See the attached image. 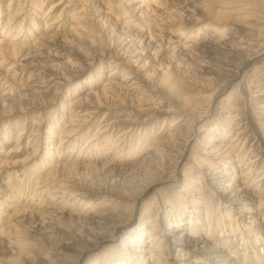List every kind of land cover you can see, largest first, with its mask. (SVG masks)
Here are the masks:
<instances>
[{
    "label": "rangeland",
    "instance_id": "374dc122",
    "mask_svg": "<svg viewBox=\"0 0 264 264\" xmlns=\"http://www.w3.org/2000/svg\"><path fill=\"white\" fill-rule=\"evenodd\" d=\"M141 1L0 0L11 25L0 53V264H74L83 251L85 264H133L130 235L147 250L150 233L159 242L188 218L194 234L165 264H264V23L229 8L242 0ZM219 13L235 37L221 47L209 43ZM187 39L198 44L185 50ZM128 73L141 90L122 82ZM200 117L220 147L212 170L196 142ZM175 130L184 140L161 155L157 141Z\"/></svg>",
    "mask_w": 264,
    "mask_h": 264
},
{
    "label": "bare ground",
    "instance_id": "6f19581e",
    "mask_svg": "<svg viewBox=\"0 0 264 264\" xmlns=\"http://www.w3.org/2000/svg\"><path fill=\"white\" fill-rule=\"evenodd\" d=\"M90 1V0H89ZM96 1H98V2H100L101 4H105V3H107V1L108 0H96ZM163 1V0H162ZM176 1V0H175ZM248 1V0H247ZM246 0H242V1H240V2H237V3H235L234 4V2H233V5H231V7H229V6H224V7H229V8H231V10L234 12H237V13H239V14H241V16H244L245 18H250L251 20L253 19L254 20V22H256V23H264V0H253L252 2H247ZM141 2H144L143 0L141 1ZM177 3H178V1H176ZM168 3H169V1H168ZM181 4V3H180ZM185 4V3H184ZM163 5V4H162ZM203 5H205V4H203ZM164 6H165V4H164ZM181 6V5H180ZM221 6V5H220ZM223 6V5H222ZM142 7H144V6H139L138 8H137V12H138V14H137V17H141V15H142V10H140ZM166 7V6H165ZM164 7V8H165ZM184 7V6H183ZM206 7V6H205ZM145 8V7H144ZM171 8V7H170ZM179 8V7H178ZM204 10L205 9H207V8H203ZM191 10H192V7H191ZM195 10V9H194ZM193 11V10H192ZM197 11V10H196ZM173 12H174V10H173ZM188 12H190V11H188ZM207 12V11H206ZM211 12V11H210ZM191 13V12H190ZM229 13V12H228ZM227 13V14H228ZM198 14V13H197ZM235 14V13H234ZM145 14H144V12H143V16H144ZM181 15V14H180ZM193 15V14H192ZM207 15V14H206ZM226 15V14H225ZM211 16H213V15H210V17ZM214 16H215V18H213V19H211L209 22H210V24H212L213 26H212V28H211V30H212V32L214 33L212 36L214 37V38H210V44H213L214 46H226V45H229L231 42H232V40L235 38L234 36H233V34H232V32H230V31H228V32H226L227 30H226V26H227V23L225 24V22L226 21H224L225 20V17H224V14H222V13H219V14H214ZM76 18V17H75ZM187 18H188V16H187ZM197 18H198V16H197ZM188 19V20H192L191 22H190V29L189 30H191V29H193L194 27H197L198 26V19ZM7 19H8V17H7ZM141 19V18H140ZM58 20H60V19H58ZM70 20L72 21V19H71V17H70ZM77 20H78V18H77ZM76 20V21H77ZM185 20V19H184ZM194 21V22H193ZM201 22V21H200ZM52 23H53V21H52ZM57 23V22H56ZM77 23V22H76ZM170 23V22H169ZM54 24V23H53ZM172 24V23H171ZM187 24H189V23H187ZM55 25H57V24H55ZM11 26V25H10ZM10 26H8V22L6 21V22H2L1 21V18H0V36H1V38H0V53H3V51H6L7 50V48L10 46V44H11V42L9 43V44H7V43H5V40H4V36H5V33H6V31L7 30H9L10 31ZM51 26H52V24H51ZM54 26V25H53ZM74 26V25H73ZM261 26V25H260ZM45 27V26H44ZM77 27V26H76ZM75 27V28H76ZM80 27V26H79ZM154 27V26H153ZM245 27V26H244ZM262 27V26H261ZM70 28H72V27H70ZM75 28H73V29H75ZM238 28V27H237ZM242 28V27H241ZM46 29V28H45ZM145 29H148V28H146L145 27ZM240 29V28H239ZM53 30V29H52ZM72 30V29H71ZM76 30H78V29H76ZM230 30H232V29H230ZM264 30V29H263ZM73 31V30H72ZM82 31V30H81ZM85 31V30H84ZM188 31V30H187ZM146 32V31H145ZM223 32V33H222ZM238 32V31H237ZM249 32V31H248ZM71 33V32H70ZM136 33H141V32H136ZM244 33H245V31H244ZM69 34V33H68ZM83 34H84V32H83ZM142 34V33H141ZM246 34H247V31H246ZM253 34V33H252ZM67 35V34H66ZM73 35V34H72ZM74 35H75V33H74ZM245 35V34H244ZM256 36H257V34H255ZM77 36V35H76ZM75 36V37H76ZM239 36V35H238ZM62 37H64V36H62ZM144 37V36H143ZM182 37H184L183 35H182V33H181V35H180V37H179V39L180 38H182ZM264 37V36H263ZM41 38V37H40ZM49 38H50V36H49ZM186 38V37H185ZM260 38V37H259ZM44 39V38H43ZM62 39V38H61ZM60 39V40H61ZM71 39V38H70ZM250 39V38H249ZM47 40V39H46ZM51 40H53V39H51ZM50 40V41H51ZM77 40V39H76ZM253 40H254V38H253ZM258 40V39H257ZM65 41V40H64ZM78 41V40H77ZM229 41H231V42H229ZM235 41V40H234ZM238 41V40H237ZM240 41H242V40H240ZM239 41V42H240ZM247 41H248V39H247ZM44 42V41H43ZM68 42V41H67ZM180 42V41H179ZM229 42V43H228ZM12 43H14V42H12ZM47 43V42H46ZM147 43V42H146ZM233 43V42H232ZM235 43V42H234ZM237 43V42H236ZM241 43V42H240ZM243 43V42H242ZM84 44V43H83ZM184 44L185 45H183V48L185 49V50H188V49H193L197 44H198V42H197V40L196 41H192L191 39H187L186 40V42H184ZM248 44V43H247ZM259 44V43H258ZM59 45H61V44H59ZM65 45V44H64ZM238 45V44H237ZM236 45V46H237ZM251 44H249V46H250ZM256 45V44H255ZM255 45H253L254 47H255ZM62 46V45H61ZM252 46V45H251ZM259 46V45H258ZM65 47V46H64ZM201 47V46H200ZM213 47V46H212ZM235 47V46H234ZM182 48V49H183ZM202 48V47H201ZM233 48V47H232ZM257 48V47H256ZM54 49V48H53ZM197 49V48H196ZM215 49H217V47L215 48ZM219 49H222V48H219ZM225 49V48H224ZM223 49V50H224ZM56 50V49H55ZM242 50V49H241ZM248 50V49H247ZM17 51V50H16ZM59 51V50H58ZM194 51V50H193ZM197 51V50H196ZM249 51V50H248ZM11 52V51H10ZM20 52V51H19ZM22 52H24V51H22ZM245 52V51H244ZM258 52V51H257ZM26 53V52H25ZM33 53H34V51H33ZM230 53V52H229ZM7 54V53H6ZM16 54V53H15ZM27 54H28V52H27ZM26 54V55H27ZM30 54V53H29ZM58 54H60V53H58ZM234 54V53H233ZM238 54H240V53H238ZM237 54V55H238ZM245 54V53H244ZM251 54V53H250ZM257 54V53H256ZM25 55V56H26ZM248 55V54H247ZM247 55H245V57L247 56ZM201 56V55H200ZM250 56V55H249ZM263 57V56H262ZM1 58V57H0ZM22 58V57H21ZM197 58V57H196ZM250 58V57H249ZM257 58H258V56H257ZM23 59V58H22ZM247 59H248V56H247ZM247 59H245V61L247 60ZM5 60V59H4ZM253 60V59H252ZM248 61V60H247ZM264 61V60H263ZM250 62V61H249ZM208 63V62H207ZM263 63V62H262ZM210 64V63H209ZM249 64V63H248ZM245 70V69H244ZM243 72H245V71H243ZM236 73H238V72H236ZM166 74V73H165ZM242 74V73H241ZM164 75V74H163ZM238 76V75H237ZM236 76V77H237ZM244 76V75H243ZM136 76L134 75L133 76V74L132 73H128L126 76H124V79H123V81L122 82H131L130 83V86H133L132 87V90H134V91H136V90H141V89H138L139 87L141 88L142 86H141V84H139V83H136L137 81H136V78H135ZM166 76H164L163 77V80L162 81H166L167 80V78H165ZM235 77V76H234ZM138 78V77H137ZM164 78H165V80H164ZM239 81V80H238ZM237 81V82H238ZM139 82V81H138ZM141 83V82H140ZM170 83V82H169ZM239 83V82H238ZM126 85V84H125ZM106 86V85H105ZM104 87V86H103ZM117 89H119V90H123L124 91V89H126V86H118V88ZM175 89V88H174ZM173 89V90H174ZM105 90V89H104ZM103 90V91H104ZM131 90V89H130ZM107 91V90H106ZM260 92V91H259ZM263 92V91H262ZM101 93H102V91H101ZM128 93V92H127ZM264 93V92H263ZM126 94V93H125ZM258 94V93H257ZM88 95V93L85 95V96H83L82 98H85L86 96ZM101 95V94H100ZM260 95H261V93H260ZM212 96V95H211ZM232 97H233V93H230L228 96H226V97H223L220 101H219V103H221L222 105L223 104H225V103H229V101L232 99ZM81 98V99H82ZM208 99V98H207ZM83 100V99H82ZM105 100V99H104ZM186 101V100H185ZM206 101V100H205ZM204 101V102H205ZM77 102V101H76ZM75 102V103H76ZM188 102V101H187ZM99 103V102H98ZM186 103V102H185ZM190 103V102H189ZM74 104V103H73ZM96 104H97V102H96ZM188 104V103H187ZM198 104L199 103H197V102H195V103H193V102H191V104H190V106H189V109H193V111H195L196 110V106H198ZM200 104H201V102H200ZM199 104V105H200ZM220 104V105H221ZM68 105V104H67ZM72 104H70V106H71ZM90 106H92V104H89ZM207 105V104H206ZM229 105V104H228ZM69 106V105H68ZM95 106V105H94ZM93 107V106H92ZM97 107L100 109L102 106L100 105V104H97ZM258 107V106H257ZM103 108V107H102ZM200 108V107H199ZM261 108V107H260ZM262 108H263V106H262ZM208 109V108H207ZM167 111V110H166ZM156 112V111H155ZM161 112V111H160ZM91 113V112H90ZM94 115V114H93ZM84 116V115H83ZM105 116V115H104ZM153 116V115H152ZM159 116H161V114L159 115ZM166 116V115H165ZM103 118V117H102ZM85 119V118H84ZM91 119V118H90ZM148 120V119H147ZM178 120V119H177ZM203 119H202V117H200V118H198V122L199 123H202L200 126H198L197 127V129H196V131H194L195 133H197L198 135H197V138L196 137H194V138H196V142L200 145V146H202L204 149H203V153H202V156L204 157V159H203V163H205V166H207L208 168H212V164H211V161L214 159V158H216V157H219V152H220V147H215V142H217V140L215 139V136H212V131L211 130H209V129H206L207 128V124H208V122L209 121H207V120H204L205 122H203L202 121ZM215 120V119H214ZM88 121V120H87ZM83 122H84V120H83ZM145 122V121H144ZM88 123V122H87ZM116 123V122H115ZM82 124V123H81ZM109 124V123H108ZM146 124V123H145ZM175 124V123H174ZM176 124H177V122H176ZM175 124V125H176ZM189 124V123H188ZM195 124V123H194ZM197 124V123H196ZM114 125V124H113ZM173 125V124H172ZM187 125V124H186ZM192 125V124H191ZM262 125V124H261ZM184 126V125H183ZM185 127V126H184ZM113 128V127H112ZM183 128V127H182ZM185 128H187V126L185 127ZM192 128H193V126H192ZM104 129V128H103ZM108 130V129H107ZM76 131V129L73 131V132H75ZM103 131V130H102ZM105 131V130H104ZM188 131V130H187ZM172 132V131H171ZM189 132V131H188ZM107 133V132H106ZM215 133V132H214ZM239 133H241V132H239ZM66 134V133H65ZM71 134V133H70ZM242 134V133H241ZM183 135H184V133H183ZM238 135V134H237ZM68 136V135H67ZM173 137H175V139L176 138H179L180 140H184V139H182V136H181V133H180V131L179 130H175V131H173V133L172 134H170L169 136H168V138H165V139H162V140H160V141H157L158 142V144H159V146L161 147V148H164V150H163V153L162 152H160L161 153V155L163 154L164 156H168L169 154H170V152L172 153V152H174L175 151V149H174V145L173 146H171L172 144H171V142H173L174 141V138ZM65 138V137H64ZM164 138V137H163ZM63 139V138H62ZM172 139H173V141H172ZM191 139V138H190ZM158 140V139H157ZM233 140H235V139H233ZM62 141V140H61ZM188 141V140H187ZM157 142H155V143H157ZM175 142V141H174ZM185 142V141H184ZM176 143V142H175ZM174 143V144H175ZM179 144H181L182 145V143H180V142H178ZM60 144V143H59ZM177 145V144H176ZM175 145V146H176ZM194 145H196V143L194 144ZM223 145V144H222ZM231 145V144H230ZM50 146V145H49ZM188 145H187V143H185V145H184V147H187ZM225 146V145H224ZM223 146V147H224ZM158 147V146H157ZM181 147H183V146H181ZM180 147V148H181ZM192 147V146H191ZM199 147V146H198ZM222 147V148H223ZM238 146H237V144H234V145H232L231 147H229V151L230 152H227V150H226V152L228 153V155L229 154H231L232 155V153H233V151H235L236 150V148H237ZM48 148V147H47ZM156 148V147H155ZM161 148L159 149L160 151H161ZM177 148H179V147H177ZM176 148V149H177ZM227 148V147H226ZM150 149V148H149ZM152 149V148H151ZM150 149V150H151ZM154 149V148H153ZM152 149V150H153ZM156 149H158V148H156ZM188 149V148H187ZM186 149V150H187ZM201 149V148H200ZM51 150H52V148H51ZM183 150H185V149H183ZM191 150V149H190ZM194 150L196 151V149H195V147H194ZM195 151H193V153L192 154H194L195 153ZM153 156L152 157H154V156H158L157 154H156V152L153 150ZM180 152V151H179ZM186 152H188V151H186ZM152 153V152H151ZM199 153V152H198ZM221 153V152H220ZM172 155H174V154H172ZM200 154H198V156H199ZM171 156V155H170ZM192 156H194V155H192ZM196 156V155H195ZM227 156V155H226ZM148 157H149V155H148ZM174 157V156H173ZM240 157V156H239ZM149 158H151V157H149ZM195 158V157H194ZM238 158V157H237ZM146 159V158H145ZM171 159V158H170ZM196 159V158H195ZM249 159V158H248ZM151 160V159H150ZM198 160V159H197ZM145 161V160H144ZM147 161H148V158H147ZM154 161V160H153ZM231 161V160H230ZM156 162V161H155ZM166 162V161H165ZM201 162H202V160H201ZM200 161H199V163H201ZM221 162V161H220ZM141 163H143V160H142V162ZM145 163V162H144ZM150 164H151V161L149 162ZM157 163V162H156ZM156 163H155V165H156ZM161 163V162H160ZM241 163V162H240ZM157 164H159V162L157 163ZM68 165H70V164H67V166ZM61 166V165H60ZM59 166V167H60ZM199 167V166H198ZM197 167V168H198ZM63 168V167H62ZM66 168H69V166L68 167H66ZM189 168V167H188ZM60 169V168H59ZM200 169V168H199ZM206 169V168H205ZM62 170V169H61ZM63 170H65V169H63ZM212 170V169H211ZM56 171V170H55ZM55 171H54V173H55ZM183 171V170H182ZM58 172V171H57ZM213 174L214 172H210V173H207V174ZM215 174V173H214ZM217 175V174H216ZM214 177V176H213ZM221 177V176H220ZM227 177V176H226ZM218 178V177H217ZM223 178H224V176H223ZM229 178V177H228ZM233 178V177H232ZM212 179V178H211ZM221 179V178H220ZM222 180V179H221ZM242 184V183H241ZM220 185V184H219ZM226 186H228V185H226ZM237 186V185H236ZM241 186V185H240ZM43 188V187H42ZM57 188V187H56ZM181 188V187H180ZM229 189H231V187H229ZM236 192L237 193H241V194H243V196H245L246 195V193H245V189H243V188H241V189H237L236 188ZM239 195V194H238ZM61 196V195H60ZM252 196V195H251ZM250 196V197H251ZM249 197V196H248ZM243 198V197H242ZM253 198V197H252ZM106 199V198H105ZM249 199V198H248ZM107 200V199H106ZM112 200V199H111ZM255 200V199H254ZM259 200V199H258ZM261 200V199H260ZM259 200V201H260ZM60 201V200H59ZM250 201V200H249ZM76 202V201H75ZM115 202V201H114ZM108 203V202H107ZM264 205V200H263V202H262V204H261V206H263ZM260 205H258V207H261ZM115 207V206H114ZM148 206H144L143 205V207H142V209H146ZM68 208V207H67ZM123 211V210H122ZM257 213H259V209H257L256 210V208L253 210V211H249V210H247L246 211V214L247 215H255V214H257ZM94 214V213H93ZM96 214V213H95ZM94 214V216H102L103 215V213L100 211V212H98V215H95ZM142 214V213H141ZM105 217V216H104ZM104 217H102V218H104ZM107 217H109V216H107ZM175 217V216H174ZM104 219H107V218H104ZM249 219V218H248ZM251 220V219H250ZM262 222V221H261ZM196 223L194 222V221H191V219L190 218H188V219H178V220H173L172 221V223H171V225H169L168 227H167V229H166V233H164V234H162V236H163V238L160 240V239H158V240H160L159 242L157 241V237H156V234H152V233H150V235H149V241L148 242H146V244L149 246V248L147 249V250H145V248H143L141 245H140V243H142V241L140 240V239H134L133 238V236L132 235H130V238L129 239H131V240H133L135 243H137L139 246L137 247L136 246V248L134 249V251L133 250H130V252L132 253V254H134L135 256V258H134V260H132L133 261V264H147V262L145 261V260H148V261H153V256H154V252L153 251H155L156 249H155V247L156 248H158V250L159 249H162L163 247H165L164 249H165V251L168 253H166V256L167 257H165L164 255L160 258L161 260H163V261H161L160 259H157V261H155V263L154 264H165L164 263V261L166 260V259H168L169 260V255H170V250H172L173 252H175V253H178V251L180 252V250H178L177 249V247H180L181 245H183L184 243H188V239L190 238V237H192L191 236V234H194V231L192 230V228H194V225H195ZM140 225V224H139ZM153 228V227H152ZM155 228V227H154ZM153 231V230H152ZM179 231H181L180 233H177V232H179ZM154 232H156V231H154ZM196 233V232H195ZM127 234H129V233H127ZM154 235V236H153ZM116 236H118V234H116ZM122 238V240H121V242H120V246H123V244H124V242H125V237H121ZM193 239H194V237H193ZM114 240H115V235H113L110 239H108L107 240V242H109V243H113L114 242ZM137 240V241H136ZM186 240V241H185ZM189 240H191V239H189ZM201 241V240H200ZM200 241H194V244H200L201 242ZM191 242V241H190ZM57 245V244H56ZM59 245V244H58ZM65 245H66V243H65ZM206 245V244H205ZM62 246V245H61ZM202 246H203V242H202ZM55 247V246H54ZM66 247V246H65ZM68 247V246H67ZM70 247V246H69ZM129 247H134L133 245H131V246H129ZM201 247V246H200ZM43 248V247H42ZM51 247H49V249H50ZM184 248V247H183ZM188 248H190V247H188ZM211 248V247H210ZM23 249V248H22ZM44 249V248H43ZM52 249V248H51ZM66 249V248H65ZM217 248H215V250H216ZM91 250V249H90ZM89 250V251H90ZM92 250H95V248L94 249H92ZM122 249L121 248H119L118 249V251H121ZM207 250H209V248L207 249ZM219 250V249H218ZM213 251V250H212ZM220 251V250H219ZM222 251V250H221ZM224 251V250H223ZM50 252V251H49ZM78 252V251H77ZM85 251H83V252H81L80 253V255L76 258V261H75V263L74 264H85L84 262H82V258H83V256L85 255ZM188 252H186L185 254H186V256H188V254H187ZM65 255V254H64ZM178 255V254H177ZM61 256V255H60ZM127 256V259H126V262H129L131 259H130V257H129V255H126ZM144 256H148V258H145ZM70 257V256H69ZM219 257V256H218ZM222 257L220 256V259H221ZM228 258V257H227ZM55 259V258H54ZM53 259V260H54ZM57 259V258H56ZM62 259V258H61ZM64 259V258H63ZM194 259V258H193ZM192 258L189 260V258H186V257H184L183 255H182V257L180 258V257H176L175 259H174V262H176V264H192V263H194V260H193ZM224 259V258H223ZM52 260V259H51ZM51 260H49V261H51ZM60 260V259H59ZM66 260V259H65ZM69 260V259H68ZM71 260V259H70ZM217 260V259H216ZM72 261V260H71ZM215 261V260H214ZM218 261V260H217ZM223 262L225 261V260H222ZM68 262V261H67ZM185 262H187V263H185ZM16 263V262H15ZM53 264L55 263V262H52ZM56 263H57V260H56ZM55 263V264H56ZM220 263V262H219ZM229 263V262H228ZM234 263V262H233ZM236 263V262H235ZM234 263V264H235ZM153 264V263H152ZM221 264V263H220Z\"/></svg>",
    "mask_w": 264,
    "mask_h": 264
}]
</instances>
